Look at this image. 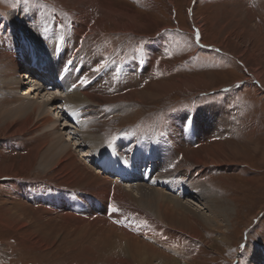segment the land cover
Wrapping results in <instances>:
<instances>
[{
	"label": "rangeland",
	"instance_id": "374dc122",
	"mask_svg": "<svg viewBox=\"0 0 264 264\" xmlns=\"http://www.w3.org/2000/svg\"><path fill=\"white\" fill-rule=\"evenodd\" d=\"M240 1L246 7L258 8L257 0H94L92 7L79 4L78 0H0V65L2 66L0 70L5 68L3 63L8 44L15 42L18 38L17 41L20 40L22 43L23 51L18 70H16L17 78L26 69L27 56L30 55L26 52L29 41H34L35 44L37 42L41 52L44 51L46 59H38L39 61L45 59L46 62L53 63L57 62L56 55L62 52L58 51L64 47L61 42L65 33L71 42V46L65 43L66 47L75 51L74 61L67 67H55V70L67 74L68 78H66L69 79L73 67L77 64L79 68L88 66V72L93 76L96 74L94 71L96 64L91 63L92 60L100 63L103 59V71L108 69L109 74L104 76L102 83L101 92L106 94L104 96L110 97L117 92L121 94L130 92L134 87L144 90L156 82L170 84L194 78L190 88L174 90L168 86L166 88L169 89L162 97L149 101L128 102L122 99L106 102L103 99L99 104L94 105L101 124L100 131H97L99 140L90 142L87 138L86 140L83 138L94 130L89 124L91 116L83 111V103L75 101V105L71 106L64 88H60V91L67 103L56 99L54 105L58 107V111H61H59L61 118L58 119V127L55 131L49 133L45 127L33 126L31 123L25 132L8 134L7 127L19 124L25 116L15 112L9 117L7 113L11 112L10 108L15 100L6 98L7 86L12 85L3 83L10 80L9 78L13 75L10 73L9 77H6L9 72L5 70V77L0 79V170L13 166L14 174L0 175V264H88L85 262L86 252L82 250L79 252L80 248L76 251L70 248L67 250L60 242L61 237H55V240L48 236L40 237L42 241L38 243L35 236L39 234V228L33 231L35 219L32 212L18 205V194L24 196L21 202L32 205V202L25 197L37 193L47 199L46 197L55 196L59 189L72 193L73 199H81L83 196L85 198L87 194L94 198L92 202L99 199V189L84 183L69 182L67 181L69 178H65L66 175H58L54 168L61 159H64L65 154L71 152L79 155L82 152L81 149H89L88 153L92 155L86 158V166L96 169L97 164L93 161L101 159V163L105 162L109 168L116 169L118 174L122 173L116 177L110 170L105 171L104 167H100L101 176L109 180L124 177L125 179L121 180L122 185L129 188L130 184L138 186L143 183V180H139L138 177L139 174L144 173L139 170L138 164H132L131 167L126 157H117L116 154L119 151L116 150V146H119L123 140L136 138L138 143L149 139L152 147L157 142L158 146L170 150L173 145L184 142L186 144L181 148L182 151L179 149L180 157L182 152L184 156H193L195 151L193 149H197L198 144L190 140L191 133L193 136L202 133L205 145L215 142L225 143L244 149L246 155L241 157L242 163H224L225 165L198 164L197 166L193 159L183 160L185 166L194 172V180L211 190L216 195L217 204L229 207L230 214L229 222H226L227 226L220 231L201 220L196 222L193 232L195 231L198 237L190 239L185 236L184 253L179 258L182 264H252L259 250L264 249V84L259 86L251 75L254 73L251 67L245 69L243 59H239L232 54L231 50L222 47L221 32L216 27L219 24L224 25L225 29H234L235 22L230 16L236 13L231 9ZM98 7L103 8L104 12ZM37 16L39 23H47L44 27L56 33L57 46L53 47V41L48 38L44 41L45 38L36 34L39 27L31 23L37 20ZM75 16H80L79 23L81 19L86 23V25L81 23V28L79 27L78 30L76 28L78 24L73 20ZM115 22L121 26L118 27ZM134 22H136L135 25ZM254 22H258L261 26L263 23L259 17ZM87 24L95 29L98 28V31L100 28L101 33L91 30ZM200 28L202 29L201 38L197 41L196 31ZM262 32L264 34V25ZM84 37H86L85 40ZM245 38L248 39L246 36ZM212 39L216 43L210 42ZM236 40H240V37ZM243 47L245 49L244 45ZM138 61L139 66L134 67V73H129L126 70L127 63ZM141 66L147 69L142 70ZM260 66L264 69V61ZM145 70L146 73H144ZM40 71L36 70L43 73ZM37 78L42 80L39 76ZM118 83H120L119 88H114ZM26 86L22 84L18 90L24 91ZM48 106L51 105H46V110ZM205 106L219 107L229 115L231 123L226 127H231L228 136L218 137L215 140L211 138L212 133L217 134V128L213 125H205V120L208 118L206 116L212 118V112L208 115L201 113V109ZM51 113L38 111L32 114L30 111L26 114L32 117V122H37L43 118L41 115L54 117ZM5 115L6 118L3 117ZM194 115L197 116L196 120ZM184 117L187 118L186 123L199 120V129L189 128L188 132L191 133L184 135L176 132L172 128L174 123ZM84 142L90 143L93 150L83 147ZM46 150H49L50 154L54 150L53 155L49 156V153H45ZM40 152L52 158V162L45 165L44 158H40ZM149 154L152 156L154 149ZM149 154L141 156V159L153 158ZM132 155L135 157L137 154ZM33 156L36 159L31 160ZM161 156H166V151ZM27 159L31 160L29 165L25 164ZM157 161H159L158 158ZM53 173L55 174L52 175ZM151 173L152 171L146 174ZM170 178L173 179V177ZM185 178L186 182L192 180L190 177ZM224 179L227 181L225 182ZM128 180L132 183H128ZM159 184L149 185L156 191H164L167 195L171 197L173 195L176 198L179 190L176 189V192L163 183ZM144 191L143 188L142 192ZM193 191L198 192V188H194ZM193 195L198 196L201 203L195 202L196 206L188 204L194 209L192 211L199 210L203 215L210 214L207 209L197 208L198 204L202 205L209 201L196 193L185 194L181 196V200L184 199L183 202H186ZM147 198L143 195L136 199L137 202L130 201L132 212L123 205L118 207V212L122 213L126 210L125 213H130L131 217L137 218L136 221L131 218L129 223V220L125 219L126 214H122L124 217L122 221L128 226H144L151 223L149 220L152 217L158 218L154 212L155 207L147 201ZM92 202L86 204V207L93 208ZM102 209L104 207L100 210ZM14 212L22 216V221L26 222L24 225L13 220ZM54 234L55 232L52 231V235ZM153 261L152 264H165L159 259Z\"/></svg>",
	"mask_w": 264,
	"mask_h": 264
},
{
	"label": "bare ground",
	"instance_id": "6f19581e",
	"mask_svg": "<svg viewBox=\"0 0 264 264\" xmlns=\"http://www.w3.org/2000/svg\"><path fill=\"white\" fill-rule=\"evenodd\" d=\"M78 1L79 4L82 3L88 7H92V4H94V0ZM257 1L258 8L256 9H254L253 6L246 7L245 4H242V1H240L235 7L231 9V11L236 13V15H234L235 17L233 15L230 16L232 21L235 22V25H233V30H230V28L225 29L224 25L219 24L216 27L219 28L221 32V36L223 39L222 47L231 50V52H233L232 54L236 57H239V59H243L245 62L244 67L246 66L245 69L247 70L249 67H251L252 72H254L251 75H253V78L259 84V86H263L264 69L260 65L264 61V34L262 32V26L264 25V0ZM98 8L104 12L103 8ZM111 10L112 9H110V11ZM227 10L229 9L227 8ZM127 16L129 17L128 14ZM75 17L76 18L73 17V20L74 22H76V24H78L76 25L77 30L82 24L86 25V23L82 19V24L79 23L80 16ZM257 17L260 18L261 22H263L262 26L258 22H254L256 21ZM38 19L39 18L37 16V20H34L31 23L32 25H37L39 27V30L36 31L38 33L36 34L41 35V38H45L44 41H46L47 38L53 41V47L57 46V38L55 36L56 33L52 30H49V28L47 29L46 26L45 28L44 25H46L47 23H39ZM135 23L136 22H134V25ZM28 25H30V23ZM115 25H118V27L121 26H119V24H117L116 22ZM87 26L90 27L91 30L98 31V28L95 29V27L93 28L92 25L89 26V24H87ZM201 32V28L197 29L196 31V35L199 34L198 40H200L201 38ZM98 33H101L100 28ZM66 35L67 34L65 33L61 42L65 48L63 47V49H59L58 52H62L58 56L55 54L57 57V62L53 63L48 61L46 62L45 53L44 51L41 52V47H38L39 45L37 42L35 44L34 41H29L26 52H29L30 55L27 56L28 62L25 66L26 69L23 70L21 76L19 75L18 78L16 75V70H18V65L20 64L21 60V54L23 51L22 43H20V40L17 41V38L15 42L11 41L12 43H9L10 45L8 44V49L5 52L6 54L3 63L5 68L0 70V79H3L5 77V70L9 72L6 77H9L10 73L11 75H13L11 78H9L10 80L5 81L3 84L8 83V85H12L7 86L8 92L6 91V98L12 101H17H14L12 108H10L11 112L13 113L11 114V112L9 111L7 113L9 114V117L10 115H14L15 112H18L21 115L23 114L25 116L24 120H21L19 124L7 127L8 134L25 132L29 128V125L31 123L33 126L38 127L41 125L45 127L49 133L55 131L58 127L57 122L58 119L61 118V113H59L60 110L58 111V107H55L54 105L56 99L63 100L65 103H67L64 99L65 97L62 98L63 95L60 91V88H64L69 99L68 101H71V106H73L75 101H79L80 103H83L82 105H84L83 111L86 112L87 115L91 116L89 124H91V128H93L94 130L91 129L93 131H90L91 133L89 134L91 135L88 134L87 137L85 136V138H83L85 140L87 138V141L89 140L91 142V140L94 141L98 139L97 131H100L101 128L100 120L96 114V106L94 107V105H97V103L99 104L100 101H102L103 99H105L106 102L117 101L122 99H125L128 102L131 100L149 101L162 97L169 89L166 88L168 86L173 88L174 90L178 88L186 90L187 88H190V84L194 80V78H191L180 81L178 83L170 84L156 82L153 83L150 88L148 87L144 90H140V88L134 87L132 90H130V92H126L123 94H121L120 92H115L116 94H111L112 96L110 97L109 95L104 96L106 94L104 92H101L103 90L102 83L105 77L109 75L108 69H106V71L104 72L102 67V70L100 72H96V74L92 76L88 72V66H82L81 68H79L76 64L72 69L71 76L69 79H67V74L65 75L59 70H55V67H67L71 65L74 61L73 57L75 51H73L74 49H71V52V50L66 47V45L71 46L70 39H68ZM245 36L249 40L246 39ZM239 37L240 40H236ZM85 39L86 37H84V40ZM81 41L84 43L83 40ZM210 42L216 43L214 39H212V41ZM246 42L248 44H246ZM243 45L245 46V49ZM75 47L77 48L78 45L76 44ZM42 58L45 59H43V61L38 60ZM91 63H93L94 65L96 64L97 67L103 65L104 61L102 59L101 62L98 63L93 59ZM7 66L9 67V69ZM138 66L139 61L130 62L127 63L126 70L129 71V73H134V67ZM0 67L2 66L0 65ZM141 69H147V67L141 66ZM36 70H41L40 72L43 71V73L36 72ZM146 72L147 71L145 70L144 73ZM37 76H39V78L41 77L42 80H39ZM84 78L87 80V82L81 84L80 81ZM62 82L63 85L61 86ZM200 83L203 84L202 82ZM22 84L27 85L24 91H22V89L18 90L19 86ZM119 84L120 83H118L114 88H117ZM73 85L76 86L73 87ZM17 92L19 93V95ZM46 105L51 106H48V109L46 110ZM201 110L209 113L212 112V118L206 119L205 125H213L215 128H217V133L221 137L225 138V136L229 134L228 130L231 127H226L231 123L229 121V115L224 110L222 111L221 108L214 106H205ZM30 111L32 114H36L38 113V111H40L41 113L47 112L49 114L51 113L52 115H54V117L50 118L41 115L43 116V118H40L37 122H32V117L26 114ZM64 111L65 110H63V112ZM3 117L6 118V115ZM196 117L197 116L194 115L195 120ZM84 119L86 120V118ZM186 119V117L178 119V121L174 123L172 128L176 132H180L182 135L191 133L188 132L189 128L199 129V120H197L196 122L194 121L193 123H186ZM168 132L170 133V131ZM213 136L214 134L212 133L211 138H213ZM189 138L193 143L198 144L196 146L197 149H193V151L195 150L193 156H184V153L182 152V157H180L179 154L181 152L179 151V149L181 150V148L185 146L186 143L184 142L183 144L173 145V148H171L170 150L168 148L164 149L158 146L157 142L155 143L154 147H152L151 141L149 139H144L143 142L141 141L140 143H138V139L136 138L123 140L119 146H116V150L119 151L116 154L117 157H126L128 159L127 163H129L130 166L132 164H138L140 167L139 170L143 171L144 173L142 175L139 174L140 176L138 177L139 180H143V183L139 184L138 186H133L134 184H130L128 186L130 189L126 188V185H122L123 182L121 180L124 177L116 178L122 173L118 174L116 169L109 168L108 164H105V162L101 163V159L96 162L93 161L94 164H97L96 169H92L89 166H86V158H89L90 155H92L88 153L89 149H81L84 153L81 152V154L79 155L75 153L77 156L71 152L65 154V156L63 157L64 159H61L60 162H58L59 164H57V166H55L54 168L57 171L58 175H66L65 178L68 177L69 179L67 178V181L69 182L73 181L74 183L78 182L84 183V185L86 184L93 186L94 188L99 189L98 192L100 193V196H97L99 199H96L95 202H92L94 198L88 194L85 198L83 196L81 199H73L72 193L70 194V192L58 188L59 190L55 194V196L46 197L47 199L43 198L41 195H37V193L34 195L30 194L25 198L31 201L32 205H27V203L25 204L24 202H21V198L23 195L18 194L19 207L27 209L33 214V219H35V222L33 224V231L39 228V234L35 236L36 241L38 243H41L42 238L40 237L44 236H48L50 239H54L55 237H61L62 240L60 242L62 243V246H64L67 250L70 248L71 250L75 249L76 251L78 250V248H80L79 252L81 250L83 252L85 251V257L87 258L85 262H87L88 264H152V262L154 263V259H159L160 262H163L165 264H182V260H180L179 257L184 253V245L186 244L185 236L190 237V239L191 237H198V235L194 233L195 231L193 232L195 223L201 220L210 227H213L216 230L220 231L222 228H225L227 226L226 222H229L228 217L230 214L229 207L225 205H220L219 203L217 204L216 195L212 193L211 190L207 189L204 184L201 185L197 182V180H194V172L185 166L183 160L193 159L197 166L198 164L202 166H207L210 164L222 165L224 163L233 162L242 163L240 159L241 157H245L246 155V151L244 149L232 147L225 143L215 142L209 145H205L204 136L202 133H199L195 136H193L191 133L189 135ZM89 144L84 142L82 146L89 147L91 150H93ZM189 145L192 144L189 143ZM50 147H52V145ZM58 148L60 147L58 146ZM55 149H57V147H55ZM153 149L154 154H152L151 156L149 152ZM54 150L51 151V154L49 153V150V152L47 150V152H44L49 153V156H52ZM165 151L166 156L162 157L161 154ZM146 153L153 158L149 157V159H141V156L143 157ZM132 154L137 155L134 157ZM35 156L30 159H36ZM40 158H44L45 165L50 161L52 162V158H48L46 154L41 153ZM157 158L159 161L156 162ZM31 160L27 159L25 164L29 165V163H31ZM100 167H104L105 171L107 169L110 170L111 174L116 176L115 179L109 180L108 178H104L103 176H101L100 173H102V170L99 169ZM13 168V166L5 167V170H0V175L14 174ZM150 171H152L151 174H146ZM54 174L55 173H53L52 175ZM170 177H173V179ZM185 177H190L192 178V180L190 182H188L189 180L186 182ZM130 180H128L127 182L132 183V181ZM224 181L226 182L227 180L224 179ZM159 183L167 185V188L173 189L174 191H176V189L179 190V193L178 195H176V198L173 195L172 197L167 195L164 191H156L155 188H150L149 184H151V186H155L156 184L160 185ZM230 183L233 185V187L237 188V186H234V183ZM49 188L50 187H48V189ZM143 188L145 189L144 193L142 192ZM194 188H198V192H194ZM46 189L47 188H45V190ZM148 191L151 193H149ZM108 193L110 194L108 195ZM191 193H196L197 195L204 197L206 200L209 201V203H203L202 205L198 204L197 208L207 209L210 211V214L203 215L199 212V210L198 212L192 211L194 209L188 206V204L196 206L197 204L195 202L201 203L200 198L198 199V196L196 195L191 196L188 200L186 199V202H183L184 199L183 201L181 200V196ZM143 195L148 197L147 201H149L150 204L155 207L154 212L155 215H157L158 217H152V219L149 220V222H151L148 223L149 225L147 224L144 226H128L126 222L122 221V219L124 218L122 214H126L125 219L126 221L129 220V223H131V218L134 219L133 221H136L137 218L133 216L131 217L130 213H125L126 210L122 213L118 211H112L113 207L118 209V207H122L121 205H123L125 208L130 209V211L132 212V207H130L131 205L129 204L130 201L131 203H133L134 201L132 202V200L136 201L137 198H140ZM234 198L236 199L237 196ZM91 202L94 207H86V204H90ZM204 204L205 206H203ZM101 207H104V209L100 210ZM189 208H191V210ZM12 215L13 220H15L17 223L22 225L26 223L22 221V216H20L17 212L12 213ZM52 231L55 232L54 235H52ZM259 251L260 252L257 254L256 259L252 261V264H264V249Z\"/></svg>",
	"mask_w": 264,
	"mask_h": 264
},
{
	"label": "snow or ice",
	"instance_id": "6c2138e0",
	"mask_svg": "<svg viewBox=\"0 0 264 264\" xmlns=\"http://www.w3.org/2000/svg\"><path fill=\"white\" fill-rule=\"evenodd\" d=\"M198 39H199V34H197V41H198ZM102 67H104V66H103V65H101V66H97V67L94 69V71H95V72H100V71L102 70ZM86 82H87L86 79H82V80L80 81L81 84L86 83ZM75 86H76V85H73V87H75ZM73 116H75L74 113H73ZM112 211H113V212H117L118 209H116L115 207H113V208H112Z\"/></svg>",
	"mask_w": 264,
	"mask_h": 264
},
{
	"label": "crops",
	"instance_id": "0c3cea01",
	"mask_svg": "<svg viewBox=\"0 0 264 264\" xmlns=\"http://www.w3.org/2000/svg\"><path fill=\"white\" fill-rule=\"evenodd\" d=\"M201 113L204 114V115H208V114H209V112H204V111H201ZM206 117H208L207 119H211V117H209V116H206ZM229 130H230V129H229ZM229 130H228V131H229ZM213 134H214V136H213L212 139H214V140H215L216 138H218V137H221V136H219L218 133H217V134H216V133H213ZM228 135H229V134H227V136H228Z\"/></svg>",
	"mask_w": 264,
	"mask_h": 264
}]
</instances>
